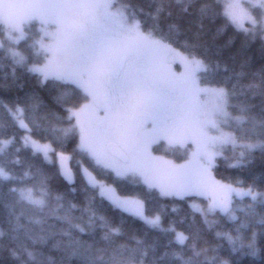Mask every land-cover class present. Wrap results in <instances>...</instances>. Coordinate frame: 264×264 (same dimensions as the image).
<instances>
[{"label":"snow or ice","instance_id":"obj_1","mask_svg":"<svg viewBox=\"0 0 264 264\" xmlns=\"http://www.w3.org/2000/svg\"><path fill=\"white\" fill-rule=\"evenodd\" d=\"M0 81V264H264V0H0Z\"/></svg>","mask_w":264,"mask_h":264},{"label":"trees","instance_id":"obj_2","mask_svg":"<svg viewBox=\"0 0 264 264\" xmlns=\"http://www.w3.org/2000/svg\"><path fill=\"white\" fill-rule=\"evenodd\" d=\"M134 2L139 4V5H141V6L146 7L147 4L149 3V0H134ZM238 46L239 45L237 44V47ZM249 54L254 56V58H255V66L259 67V65H260V57H259V52H258V45L253 46V48H252V50L250 51ZM227 55L228 54H226L225 59H227ZM0 83H2V81H0ZM30 87H31V85L27 86L26 90H28ZM21 94H23V93H21ZM40 94L44 97L45 101L48 104H50L53 107H55V105L53 104V101L51 100V98L49 97V95L47 93L41 92ZM13 95H14V92H6V91L0 89V98H3L6 101H10L12 99ZM228 174L229 175H239L241 177H245V178H249V179L251 178V175H253V174L256 175V176H259L261 174H264V161H262L259 158V154H257V158L255 160V163L250 166V169L244 170V171H241V172H237L235 170H230ZM187 211L188 210L186 208H182L179 214H172L170 212V209H169V213H170L171 216H177V215L182 216ZM129 220H130V218H129ZM167 220H168V217L165 218V224H167ZM130 222H131V220H130ZM136 226L137 227H142L138 222L136 223ZM223 226L225 228H230L231 227L230 224H224ZM152 235L153 236H160L161 237V241L163 242L162 234L153 233ZM244 264H251V258H245ZM257 264H259L258 259H257Z\"/></svg>","mask_w":264,"mask_h":264}]
</instances>
